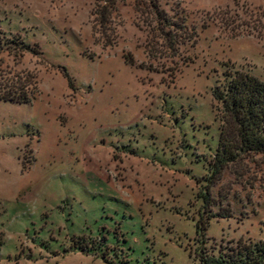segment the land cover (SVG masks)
I'll return each mask as SVG.
<instances>
[{"label":"rangeland","instance_id":"1","mask_svg":"<svg viewBox=\"0 0 264 264\" xmlns=\"http://www.w3.org/2000/svg\"><path fill=\"white\" fill-rule=\"evenodd\" d=\"M159 1L194 46L167 48L149 0H0L1 34L43 53L1 56L2 73L35 76L38 93L0 101V264H198V219L210 246L264 240L263 173L227 174L220 204L198 195L221 73L264 81V42L232 32L264 26V0Z\"/></svg>","mask_w":264,"mask_h":264},{"label":"trees","instance_id":"2","mask_svg":"<svg viewBox=\"0 0 264 264\" xmlns=\"http://www.w3.org/2000/svg\"><path fill=\"white\" fill-rule=\"evenodd\" d=\"M149 1L153 26L160 34L159 38L169 43L168 49L179 50L183 46L195 45L197 32L190 36L183 17L164 9L159 0ZM107 11L108 7L103 6L100 12L102 20H106ZM236 22H225V27L230 28ZM242 27L245 29L241 30L239 27L233 30V36H253L264 42V26L244 24ZM4 53L16 59L28 53L36 56L43 54L38 44L31 46L25 42L15 43L0 32L1 64L4 61L1 58ZM132 61L129 63L133 64ZM226 67L227 70L221 73V78L212 91L216 119L221 124L219 142L213 158L208 163L209 175L205 178L206 185L198 194L209 207L220 204L224 199L221 194V200L216 201L212 190L223 182L227 174L233 175L237 182H257V176L251 177L252 172L263 173L264 179V81L234 64ZM64 76L72 87L68 74L64 73ZM37 93L35 76L6 75L2 73L0 66V101L29 104ZM196 224L195 241L198 248L190 255H194L198 264H264V240L255 242L241 238L210 246L207 221L198 219Z\"/></svg>","mask_w":264,"mask_h":264}]
</instances>
